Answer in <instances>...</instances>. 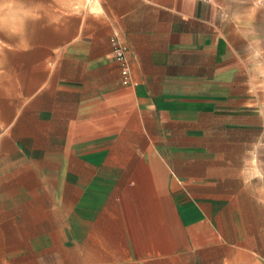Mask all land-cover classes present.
<instances>
[{"label":"crops","instance_id":"crops-1","mask_svg":"<svg viewBox=\"0 0 264 264\" xmlns=\"http://www.w3.org/2000/svg\"><path fill=\"white\" fill-rule=\"evenodd\" d=\"M232 8L35 7L0 47V264H264V98Z\"/></svg>","mask_w":264,"mask_h":264},{"label":"rangeland","instance_id":"rangeland-1","mask_svg":"<svg viewBox=\"0 0 264 264\" xmlns=\"http://www.w3.org/2000/svg\"><path fill=\"white\" fill-rule=\"evenodd\" d=\"M54 0H0V47L15 42L25 34L34 35V9L38 5H49ZM232 12L248 37L241 46L250 56L251 67L259 77L253 86L259 87L260 98H264V0H232ZM260 65V66H258Z\"/></svg>","mask_w":264,"mask_h":264},{"label":"built area","instance_id":"built-area-1","mask_svg":"<svg viewBox=\"0 0 264 264\" xmlns=\"http://www.w3.org/2000/svg\"><path fill=\"white\" fill-rule=\"evenodd\" d=\"M200 1L211 2L213 0H200ZM111 43L113 46L114 55L121 64L123 82L130 83L131 82L130 65L126 56L127 47L117 37L111 38Z\"/></svg>","mask_w":264,"mask_h":264}]
</instances>
